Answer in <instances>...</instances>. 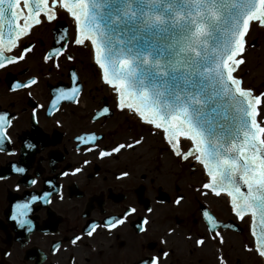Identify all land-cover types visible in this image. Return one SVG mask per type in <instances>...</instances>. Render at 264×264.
Returning a JSON list of instances; mask_svg holds the SVG:
<instances>
[{"label":"snow or ice","instance_id":"obj_1","mask_svg":"<svg viewBox=\"0 0 264 264\" xmlns=\"http://www.w3.org/2000/svg\"><path fill=\"white\" fill-rule=\"evenodd\" d=\"M61 17L73 22V32L68 35L67 29L61 30L54 46L42 55L44 64L59 70L61 57L75 60L71 47L87 51L99 83L113 99L97 109L92 119H106L119 111L146 127L149 135L159 136L168 152L193 171L199 166L204 178L194 191L224 200L237 220L247 219L251 241L244 249L264 260V91L248 86L241 75L251 46L249 37L256 29H264V0H0V70L24 63L36 48L28 38ZM70 77V87L53 89L50 108L60 102L79 104L83 84L77 83L76 71ZM38 83L39 77L31 75L15 81L10 90ZM28 95L32 96L31 91ZM15 118L0 111V152L11 142L8 130ZM75 139L77 152L83 147L84 152L95 151L103 158L141 145L145 135L110 149L97 143L94 132ZM88 163L85 159L81 167L62 175L79 173ZM12 168L25 172L15 163ZM36 182L35 178L30 181ZM51 195L33 194L14 208L24 216L32 202L51 203ZM57 195L63 200L62 194ZM184 199L177 196L173 203L180 206ZM201 211L208 235L197 238L195 245L205 246L208 241L223 245L219 229L235 227V222L219 221L204 207ZM136 212L128 206L122 216L99 225L93 222L70 239L71 246H78L84 237L92 238L98 227L111 231L122 226ZM31 223L24 219L21 226ZM147 223L143 218V224ZM139 230L146 228L141 225ZM173 231L169 229V234ZM161 243L167 241L162 238ZM55 248H60L59 242ZM168 256L169 251L162 248L140 264H163ZM216 259L227 264L222 247Z\"/></svg>","mask_w":264,"mask_h":264},{"label":"flooded vegetation","instance_id":"obj_2","mask_svg":"<svg viewBox=\"0 0 264 264\" xmlns=\"http://www.w3.org/2000/svg\"><path fill=\"white\" fill-rule=\"evenodd\" d=\"M66 25L68 35H71L73 22L67 17L37 29L27 41L35 42L34 54L24 63L0 70V111L16 117L8 130L11 142L5 144V151L0 152V264H140L141 260L159 254L162 248L169 251L163 264H218L216 257L220 247L227 264H264L254 252L245 251L244 246H222L220 243L210 246L209 241L205 246L195 245L197 238L208 235L201 202L206 204L209 197L194 191V186L198 187L203 180V173L201 177L188 163H179L159 136L149 135L146 127L119 111L106 119H92L97 109L105 103L112 104L113 99L92 94L89 99L83 98L88 86L85 74H91L89 70L96 72L93 64L92 67L84 65L87 51L83 53L71 47L75 60L69 62L61 57L59 70L51 63L44 64L42 55L54 46V40ZM249 41L251 46L247 54L253 57L252 49L260 48L258 29ZM71 71L79 74L77 83L83 84L79 104L60 102L50 108L49 102L55 94L53 89L72 85ZM31 75L39 77L38 86L10 90L15 81L26 80ZM254 75V70L246 74L250 80ZM90 89L93 93L94 89ZM87 132H94L97 143L106 149L141 134L145 135V140L118 155L100 158L95 151L84 152L83 147L77 152L75 138ZM29 144L34 147L29 148ZM145 147L151 151L160 149L173 160L163 163L160 158L146 160ZM85 159L89 163L83 165L79 173L62 175L81 167ZM14 163L23 167L25 172L13 171ZM121 173L128 175L122 176ZM34 178L37 182L33 185L30 181ZM44 192L52 193L48 198L51 203L46 204L41 199L32 202L31 211L24 216L18 214L14 208L18 202H27L31 195L40 196ZM57 193L63 195V200ZM180 195L185 197L184 210L181 215L172 217L164 207H177L173 201ZM128 206L135 207L137 212L131 214L122 226L111 231L98 227L92 238L84 237L78 246H71L70 239L86 231L93 222L99 225L110 217L122 216ZM148 208L152 209L151 213ZM19 211L25 212L23 209ZM14 215L17 219L12 218ZM145 217L147 224H143ZM216 217L223 221L233 219L242 228L240 232L220 228L225 244L227 231L233 234V238L245 231L242 221L235 216ZM24 219L32 223L21 226ZM141 225L146 231L139 230ZM169 229L174 231L169 234ZM246 231L250 235L248 228ZM162 238L166 244L161 243ZM58 242L60 248L57 250Z\"/></svg>","mask_w":264,"mask_h":264},{"label":"rangeland","instance_id":"obj_3","mask_svg":"<svg viewBox=\"0 0 264 264\" xmlns=\"http://www.w3.org/2000/svg\"><path fill=\"white\" fill-rule=\"evenodd\" d=\"M261 35H264V29H258V37L260 38V48L257 47V48L252 49V51L254 53L253 57H250V55L247 54V63L243 67L241 75L244 77V80L248 86H251V87H253L257 90H260V91H264V38H263L264 36L260 37ZM260 49H261L262 54H260ZM83 53H84V51H83ZM258 54H259V56H258ZM85 61H86V63H84V65L86 67L92 65L88 54L85 56ZM253 70L255 71V75H254V78L252 80H250L249 76H246V74L253 72ZM89 72L91 74H89V73L85 74V75H87V77H85L86 78L85 82L88 83V86L86 87V91L83 95V98L85 99L88 97L87 99H89V97H91L92 95H97L98 98L101 97L102 95H105V96L112 98V96L108 92V90L103 85H101L99 83L96 72H93L92 70H89ZM90 88L94 89L93 93H92ZM151 139L153 140V138H151ZM150 146H151V144H150ZM163 146H164V144H163ZM161 154H163V152L160 149L157 151L156 150L151 151L148 147L147 148L145 147L144 157L146 158V160L155 161V160H158V158H160V161L162 163L173 160L171 155H167V154L164 155L163 154L164 156L162 157ZM177 161L179 163H183L182 161H180L178 159H177ZM173 162H175V161H173ZM194 172L200 174L202 177L203 172L199 166L196 167V170ZM206 202L207 203L205 205H207L217 216L223 217L224 219H226L228 217L234 218V216L231 214L232 212H231L228 204L224 200H216L212 196H209V198L206 199ZM164 208H165V212L166 213L169 212L171 214V216L173 217L174 214L175 215L176 214H178V215L182 214V211L184 210V205L182 203L180 206H177V207L171 206L170 209H169V206L166 205ZM165 212H163V214H165ZM241 224L244 226L245 231L242 232L241 235H239V234L235 235V238H233V234L231 232L227 231V233H226L227 243L225 244L226 241L224 240V243L222 246H244L245 242L250 243L251 236L246 231L247 228L249 229L248 220L245 219L244 221H242ZM220 231L222 234V230H220ZM234 239H235V241H234ZM209 242H210V246H213L214 244L219 243V241H209Z\"/></svg>","mask_w":264,"mask_h":264},{"label":"water","instance_id":"obj_4","mask_svg":"<svg viewBox=\"0 0 264 264\" xmlns=\"http://www.w3.org/2000/svg\"><path fill=\"white\" fill-rule=\"evenodd\" d=\"M63 29H67V34H68V28H67V25L63 28ZM202 207H204V208H206V209H208L209 210V214L210 215H213L214 217H215V215L211 212V210L206 206V205H201V209H202ZM216 218V217H215ZM206 219V218H205ZM219 220V219H218ZM219 221H221V220H219ZM223 222V221H222ZM232 222H234V221H232V220H228V221H226L225 223H232ZM223 227V226H222ZM223 228H225V227H223ZM225 229H228V228H225ZM230 229H233V230H236V231H241L242 230V228L237 224V223H235V227H232V228H230Z\"/></svg>","mask_w":264,"mask_h":264}]
</instances>
